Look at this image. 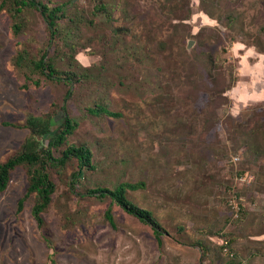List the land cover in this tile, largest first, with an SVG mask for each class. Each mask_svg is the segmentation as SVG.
<instances>
[{"label":"rangeland","instance_id":"374dc122","mask_svg":"<svg viewBox=\"0 0 264 264\" xmlns=\"http://www.w3.org/2000/svg\"><path fill=\"white\" fill-rule=\"evenodd\" d=\"M43 1L64 3L79 24L85 77L66 103L78 122L68 141L88 144L97 168L76 190L75 160L52 170L39 226L34 195L19 209L28 172L17 167L0 193V264H264V0ZM29 18L15 35L0 10V163L22 148L29 115L59 111L61 121L68 89L30 84L16 66L21 48L48 40L42 16ZM60 43L50 54L64 66ZM100 102L121 116L90 114ZM125 181L145 183L127 196L153 212L160 237L110 198L79 194Z\"/></svg>","mask_w":264,"mask_h":264},{"label":"trees","instance_id":"16d2710c","mask_svg":"<svg viewBox=\"0 0 264 264\" xmlns=\"http://www.w3.org/2000/svg\"><path fill=\"white\" fill-rule=\"evenodd\" d=\"M3 9L7 10L10 15L11 27L15 35H19L29 27V15L32 12L39 13L46 23L48 31L46 45L38 52H34L30 46H25L19 50L14 59L16 66L25 72L27 82L35 86H41L46 81H52L64 83L68 86L64 103L60 105L61 121L55 122L59 111L57 113L51 111L43 115H29L24 126L30 132L22 148L0 163V193L8 187L11 174L17 167L21 165L27 167L28 187L25 197L19 202V209L23 208L25 198L34 195L32 213L39 226H43V213L52 203L53 195L57 189V185L52 178V170L64 169L75 160L77 169L71 173L69 186L72 190H76V186L81 181V176L86 171L97 168V164L94 162V153L88 144H75L68 141L69 136L78 127V122L70 115L66 103L73 95L75 83L85 77V74L78 70L81 64L76 59V44L74 42L75 30L78 29L79 24H77L73 15H68L64 3L45 2L43 0H1L0 10ZM106 10L107 7L104 2H99L95 6L97 12ZM64 20L69 23L66 30L63 27ZM61 41L66 47L64 48L65 53L60 56L61 61H63L64 56L69 58L64 66L59 64L56 55L50 54V47L59 46ZM29 83H26V86ZM230 86L232 84L228 87ZM87 110L90 114L96 116H121L120 112L111 110L108 104L101 102L95 103ZM63 145H65V148L61 154L56 155L55 149H59ZM144 185L145 183L142 181H125L117 184L114 188L100 185L90 187L79 194L99 199L110 198L112 203L118 204L129 214L150 225L155 234L160 237L163 228L153 212L138 206L127 196L128 190H137ZM106 217L113 222L114 217L111 207L107 209ZM227 243H232V240H227ZM51 263L55 264V260L52 259ZM199 264H205L203 258H201Z\"/></svg>","mask_w":264,"mask_h":264},{"label":"water","instance_id":"95a60500","mask_svg":"<svg viewBox=\"0 0 264 264\" xmlns=\"http://www.w3.org/2000/svg\"><path fill=\"white\" fill-rule=\"evenodd\" d=\"M189 46H191V43L189 44Z\"/></svg>","mask_w":264,"mask_h":264}]
</instances>
